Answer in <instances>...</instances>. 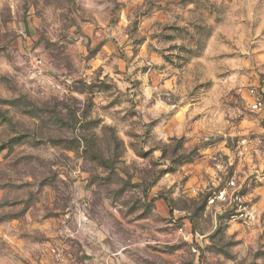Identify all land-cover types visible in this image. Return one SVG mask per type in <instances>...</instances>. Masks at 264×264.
<instances>
[{
    "label": "rangeland",
    "instance_id": "obj_1",
    "mask_svg": "<svg viewBox=\"0 0 264 264\" xmlns=\"http://www.w3.org/2000/svg\"><path fill=\"white\" fill-rule=\"evenodd\" d=\"M106 249L264 264V0H0V264Z\"/></svg>",
    "mask_w": 264,
    "mask_h": 264
},
{
    "label": "built area",
    "instance_id": "obj_2",
    "mask_svg": "<svg viewBox=\"0 0 264 264\" xmlns=\"http://www.w3.org/2000/svg\"><path fill=\"white\" fill-rule=\"evenodd\" d=\"M249 96L252 98V103L256 105L262 104V97L259 95L257 90L255 88H251L249 90ZM242 144L244 148H247V140H242ZM243 192H242V185L238 182L237 176L234 174L232 176H229L226 180L225 185L220 188L219 190L215 191L213 196H210L208 199L209 204H223L226 206H240L243 203ZM241 210V209H239ZM172 218L174 219H180L184 218L183 214L179 210H172ZM196 251V249L194 250ZM51 252L53 255H55L59 260L62 261H70L68 255L66 254L65 250L63 248H60L58 246L51 247ZM70 264H89L87 261L84 260H72V263Z\"/></svg>",
    "mask_w": 264,
    "mask_h": 264
},
{
    "label": "crops",
    "instance_id": "obj_3",
    "mask_svg": "<svg viewBox=\"0 0 264 264\" xmlns=\"http://www.w3.org/2000/svg\"><path fill=\"white\" fill-rule=\"evenodd\" d=\"M154 206H155V212L157 213L156 216L162 217V219H165V218L168 217V211L169 210H168L167 204H166V202L164 200H162V199L155 200L154 201ZM182 223H183V226H185V227L188 224L187 220H185V219L182 220ZM81 226H82V228L85 229L88 226V224H87L86 221L84 223L81 222ZM103 229H104V227H103ZM106 234H108V232H106ZM158 234H159L158 236L157 235L155 236L156 238H155V240H153V243H157L158 246H160V244H164L165 243V237L166 236H165L164 232H162V234H160V233H158ZM160 238H162V240H160ZM101 242H103V241H101ZM102 245L105 248H107V245L105 243H102ZM92 251H96L94 249V247H93ZM70 253H72V252H70ZM88 253H91V249L90 248H88ZM72 254H75V253H72ZM72 254H67V255H68V257H72ZM110 254H112V252H110L108 249H106L105 251H102V252H98V251L97 252H92V254H88V255L93 256V258L95 257L94 255H96L97 257H95V258H98L99 257L98 259H102L104 261V264H106V263H108V259H111V261L113 260L112 257H110ZM116 255H119V258L121 259V261L124 259L123 251L118 252ZM119 258H117V259H119ZM164 258L167 259V260H169L170 259V255L164 254ZM167 262L169 263V261H167Z\"/></svg>",
    "mask_w": 264,
    "mask_h": 264
}]
</instances>
